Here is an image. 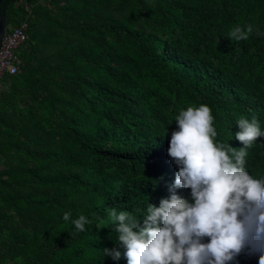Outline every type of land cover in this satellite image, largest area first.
Segmentation results:
<instances>
[{"label": "trees", "instance_id": "16d2710c", "mask_svg": "<svg viewBox=\"0 0 264 264\" xmlns=\"http://www.w3.org/2000/svg\"><path fill=\"white\" fill-rule=\"evenodd\" d=\"M4 10L7 30L26 20L28 38L0 89L2 264H127L109 212L142 216L170 196L169 141L187 107L207 105L214 139L236 151L240 118L264 132V0H11ZM248 24L247 40L230 38ZM245 150V169L264 178V137ZM81 215L91 223L77 232ZM113 248L118 261L104 254Z\"/></svg>", "mask_w": 264, "mask_h": 264}, {"label": "clouds", "instance_id": "9594fccd", "mask_svg": "<svg viewBox=\"0 0 264 264\" xmlns=\"http://www.w3.org/2000/svg\"><path fill=\"white\" fill-rule=\"evenodd\" d=\"M253 32L251 24L237 25L229 36L239 42ZM175 123L168 156L178 171L170 196L159 206L149 203L142 216L109 212L127 264H230L241 253L264 264V178L256 179L245 169V149L264 137L257 120L237 121L235 139L243 145L239 151L214 139L217 131L207 105L187 107ZM176 189H190L189 197ZM69 217L64 213V221ZM72 223L80 232L91 221L81 215ZM104 254L121 258L117 248Z\"/></svg>", "mask_w": 264, "mask_h": 264}, {"label": "built area", "instance_id": "2783aa9c", "mask_svg": "<svg viewBox=\"0 0 264 264\" xmlns=\"http://www.w3.org/2000/svg\"><path fill=\"white\" fill-rule=\"evenodd\" d=\"M27 21L11 26L5 31L0 44V89L3 87L5 74H13L19 70L20 58L17 48L28 38L26 32ZM0 264H2L0 262Z\"/></svg>", "mask_w": 264, "mask_h": 264}, {"label": "water", "instance_id": "95a60500", "mask_svg": "<svg viewBox=\"0 0 264 264\" xmlns=\"http://www.w3.org/2000/svg\"><path fill=\"white\" fill-rule=\"evenodd\" d=\"M11 0H0V44H1V40L2 37L5 33L6 30V14H5V10L4 7L10 2Z\"/></svg>", "mask_w": 264, "mask_h": 264}, {"label": "rangeland", "instance_id": "374dc122", "mask_svg": "<svg viewBox=\"0 0 264 264\" xmlns=\"http://www.w3.org/2000/svg\"><path fill=\"white\" fill-rule=\"evenodd\" d=\"M9 27V25H7V28ZM3 87H4V85H3Z\"/></svg>", "mask_w": 264, "mask_h": 264}, {"label": "flooded vegetation", "instance_id": "af4514ba", "mask_svg": "<svg viewBox=\"0 0 264 264\" xmlns=\"http://www.w3.org/2000/svg\"><path fill=\"white\" fill-rule=\"evenodd\" d=\"M6 30H7V26H6ZM6 30H5V31H6Z\"/></svg>", "mask_w": 264, "mask_h": 264}]
</instances>
